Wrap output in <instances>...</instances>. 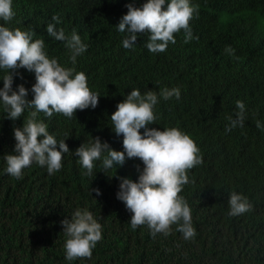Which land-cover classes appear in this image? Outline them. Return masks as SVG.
I'll return each mask as SVG.
<instances>
[{
    "label": "clouds",
    "instance_id": "obj_1",
    "mask_svg": "<svg viewBox=\"0 0 264 264\" xmlns=\"http://www.w3.org/2000/svg\"><path fill=\"white\" fill-rule=\"evenodd\" d=\"M101 2L0 0V75L3 76L0 108L10 122L9 147L14 146L16 153L4 156L6 172L20 179L22 170L33 162L46 166L44 172L50 176L48 190H51L60 182L58 171L65 153H72L90 177H100L98 172L116 170L126 158L132 159L133 173L117 177L119 191L113 192L120 207L125 205L132 213L131 227L147 225L153 236L157 233L167 236L176 224L185 240L193 239L196 231L191 209L179 194L183 185L189 183V172L201 165L202 157L189 135L167 125L172 124L170 119L174 116L167 111L181 112L192 107L184 89L175 88L176 74L181 75L185 69L196 88L210 86L215 78L224 85L225 106L232 113L228 117L230 128L226 130L234 128L236 135V127L244 125V113L259 117L257 110L264 105V47L254 39L246 47L247 52L220 65L194 41L196 36L189 21L199 6L191 5L190 0H127L114 15L113 27L117 26L120 40L116 37L112 41L106 39L109 35L105 29L110 25L100 14ZM70 7L73 10L67 20L76 23L78 29L65 33L57 15ZM13 20L20 26H12ZM33 25L44 27L52 40L61 44L65 41L71 50L73 65L77 56L87 49L99 58L106 57L99 60L93 71L92 87L82 70L51 58L56 56L48 53L44 38L30 29ZM82 33L86 41L80 36ZM225 51L234 55L235 50L229 46ZM126 55L143 60L146 69L132 71ZM28 71L35 75L30 101L27 77L21 76L28 75ZM199 77H207L210 82L205 84ZM159 86L169 89H159ZM172 97L176 102L169 111L166 100ZM101 98L110 107L108 127L110 138L116 141V150L91 124L92 113ZM40 112L49 118L56 113L63 126L90 130L94 135L71 149L66 139L51 130L49 118L38 117ZM189 117L198 118L199 111L193 107ZM198 127L211 146H216L221 122L200 120ZM257 127H260L259 121ZM118 148L122 151H117ZM92 191L97 196L101 194L99 189ZM58 204L69 208L56 222L62 224L68 237L65 258L68 261L90 259L92 249L102 238L101 224L94 219L99 216L71 201ZM229 205L231 216L252 209L247 197L236 192L230 194ZM31 209L27 206V214ZM33 209L39 208L35 204Z\"/></svg>",
    "mask_w": 264,
    "mask_h": 264
},
{
    "label": "trees",
    "instance_id": "obj_2",
    "mask_svg": "<svg viewBox=\"0 0 264 264\" xmlns=\"http://www.w3.org/2000/svg\"><path fill=\"white\" fill-rule=\"evenodd\" d=\"M126 1L102 0L100 3L102 19L110 25L105 29L109 35L106 39L113 41L117 37L120 40L117 26L113 27L114 15ZM190 4L199 6L189 21L196 36L194 41L204 54L212 56L220 65L247 52L246 47L254 39L264 47V0H190ZM72 10L70 7L57 15L60 18L58 24L65 33L78 29L76 23L67 20ZM11 25L20 26L15 20ZM30 29L44 38L48 53L56 56L51 58L82 70L92 87L93 71L105 56L99 58L87 49L77 56L73 65L71 50L65 41L61 44L52 40L44 27L33 25ZM80 36L86 41L83 33ZM229 46L235 50L234 55L225 51ZM113 48L116 50L115 43ZM126 60L132 71L146 69L145 62L138 57L126 55ZM21 76L27 77L30 101L33 99L34 72L28 71V75L22 73ZM199 78L205 84L210 82L207 77ZM2 79L0 75V84ZM176 86L182 91L184 89L192 107L181 112L171 111L176 98L166 100L167 110L171 111L167 114L174 115L170 119L172 124L167 125L189 135L202 157L201 165L189 172V183L183 185L179 194L191 209L195 237L185 240L177 231L176 224L171 226L167 236L163 233L153 236L147 225L131 227L132 213L125 205L120 207L113 192L119 191L117 177L133 173L135 165H131L132 159L126 158L116 170L114 168L105 174L98 172L100 177H90L82 171L72 153H65L62 168L58 171L60 182L51 190H48L50 176L44 172L46 166L33 162L22 170L20 179L7 174L4 156L16 153L14 146L9 147L10 122L4 118L0 108V264H264V105L257 110L259 117L244 113V125L236 127L235 135L234 128L226 130L230 128L228 117L232 113L225 106L226 88L218 79L215 78L208 87L196 88L189 74L182 69L181 75L176 74ZM164 88L168 87L159 86V89ZM100 101L92 113L91 124L116 150V141L110 138L108 127L110 107L102 98ZM193 107L199 111L198 118L189 117ZM55 115L49 118L42 112L38 113L41 119L49 118L51 130L66 139L71 149L94 135L90 130L63 126ZM208 119L221 122L216 146H211L198 127L200 120ZM257 121L260 127H257ZM117 151L122 150L118 148ZM143 167H140V172ZM93 189H99L101 194L97 196ZM233 192L247 197L252 209L231 216L229 198ZM66 201L88 207L99 216L94 219L101 224L102 238L92 249L90 259L68 261L65 258L64 245L68 237L62 224L57 225L56 222L69 210L58 202ZM35 204L38 210L33 209ZM47 205L51 207L43 209ZM27 206L32 208L28 214Z\"/></svg>",
    "mask_w": 264,
    "mask_h": 264
},
{
    "label": "water",
    "instance_id": "obj_3",
    "mask_svg": "<svg viewBox=\"0 0 264 264\" xmlns=\"http://www.w3.org/2000/svg\"><path fill=\"white\" fill-rule=\"evenodd\" d=\"M111 38V37H110Z\"/></svg>",
    "mask_w": 264,
    "mask_h": 264
}]
</instances>
